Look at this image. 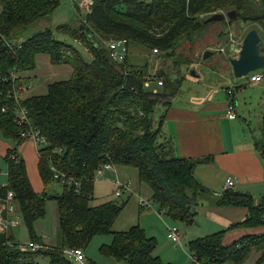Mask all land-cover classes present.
<instances>
[{
    "label": "trees",
    "instance_id": "16d2710c",
    "mask_svg": "<svg viewBox=\"0 0 264 264\" xmlns=\"http://www.w3.org/2000/svg\"><path fill=\"white\" fill-rule=\"evenodd\" d=\"M253 1L93 0L79 25L45 26L25 36L29 26L52 15L59 0H0V136L12 142L5 155L7 181L0 185V208L7 193H12V205L18 204L32 241L42 245L37 250L24 248L15 242L10 229L0 231V264H40L38 255L47 256V264H76L67 252H83L96 235L107 233L112 240L101 245L100 252L117 264H172L154 254L156 239L140 225L113 229L127 202L122 195L94 203L96 169L105 162L136 168L139 180L151 188V200L159 211L182 227L194 222L195 208L206 192L194 172L207 158L178 156L162 131L165 111L179 82L163 71L150 74L147 64H129L128 46L136 42L157 49L160 58L168 57L174 63L178 42L184 37L191 39L207 26L200 20L206 12L233 8L238 19L251 24L248 29L259 31L256 24L264 29V7L258 8ZM73 4L78 12L80 7L75 1ZM56 31L82 43L91 61H85L73 45L57 39ZM117 39L127 40L123 62L114 61L106 47V42ZM39 54L47 55L53 64L70 65L71 74L49 83L44 94L22 97L18 87L27 78L23 74L36 68ZM156 77L161 80L160 92L146 87ZM21 109L26 120L18 123ZM29 128L45 138L37 148V168L44 186L41 193L34 191L18 151L28 140L22 133ZM161 132L166 140L158 141ZM256 149L264 162V117ZM55 174L79 183L62 184ZM53 182L63 187L61 193L49 191ZM232 189L223 191L219 204L244 206L249 214L243 224H263L264 199L254 205L250 194ZM49 199L57 205L54 245L43 243L32 227L44 218ZM223 234L221 230L189 241L193 263L243 264L253 248L264 247V236L242 238L225 246ZM263 261L261 254L257 262Z\"/></svg>",
    "mask_w": 264,
    "mask_h": 264
},
{
    "label": "crops",
    "instance_id": "0c3cea01",
    "mask_svg": "<svg viewBox=\"0 0 264 264\" xmlns=\"http://www.w3.org/2000/svg\"><path fill=\"white\" fill-rule=\"evenodd\" d=\"M253 2L259 5L263 3L262 0H258V2L254 0ZM44 27L42 26L41 28ZM261 29L259 33L262 37L261 44L264 47V29ZM232 37L227 39V42L221 46L226 50L219 49L222 53L213 55L212 52L211 55L214 57L217 56V58L220 56L218 63L222 66L224 74L228 77L231 74L233 75L229 58L238 57L242 43V38ZM164 60L160 58L159 51L153 52L148 47L136 42L129 43L127 58L129 64H147L150 74L153 75L159 71H163L172 77V80L177 81V83L179 82L177 91L170 98V105L165 111V116L162 121V131L173 142L175 153L178 156L182 158H207V161L198 165L194 172L197 181L206 189V192L202 194L195 208V217L197 218L199 215L205 216L207 223L211 224L201 235L204 236L224 230L222 243L225 246H230L242 238L264 236V223L256 226L243 224L249 214L248 208L244 206L219 204L221 194L224 191V181L229 176L235 181L232 190L250 194L253 198L254 205H259L262 199H264V162L256 149V143L262 138L263 134L264 68L250 72L245 77L238 79L240 80L239 85L226 87L223 91L220 90V86H210L202 94L199 93L191 98H185L182 95L180 96V89L186 79L180 78L179 80L175 76L174 71L167 72L164 70L166 65ZM71 71L72 68L70 65L53 64L47 55L39 54L36 56V68L23 74L27 78L19 85V91L22 97L44 94L49 83L67 79ZM250 74H259L262 78L259 81H249L247 77ZM159 78L156 77L151 80L153 84H156V89L162 88L157 83ZM247 86L250 87L246 88ZM228 90L232 92L228 93ZM241 102L244 106H247V111L243 107L241 116H239L238 109L239 103ZM230 104H234L235 118L228 116V107ZM249 108L256 112L255 118L251 114V111H249ZM161 111H163V108ZM255 119L256 121H254ZM8 148L10 147L6 142L0 140V157L3 158L5 163V179L1 182V185H4L7 181L5 155ZM37 148L38 146L32 140L28 139L20 144L18 151L24 159L26 171L34 191L41 193L44 186L37 168ZM116 176L122 182L127 183L130 188L128 191L122 193V196L125 195L123 198H126L127 202L119 217L122 212L128 210L127 215L133 213V217L127 220L126 228L115 227L114 223L115 231L127 230L129 227L136 225L138 223L136 216L138 217L144 209H151L160 219L163 218V214L159 213L158 205L151 200V188L139 180L138 170L134 167L115 166V171L104 170L101 175L95 178L94 197L108 196L109 194L97 195L96 183L110 182L108 184H112L115 189L114 180ZM141 200L147 201L148 204L151 202L152 207H144L140 203ZM13 204L20 214L18 204L15 202ZM167 223L173 222L169 220ZM167 223L164 222L166 230ZM194 224L195 219L192 225ZM180 230L181 239L183 240L187 237L188 243L192 239L200 237H194V235L198 234L188 236L187 229L182 227ZM166 238L170 240L167 235ZM180 246L183 248L182 244ZM259 254H264V247L262 249L253 248L243 264H248V262L252 261L251 264H264V261L257 262V256ZM158 256L162 259L161 254ZM225 264L232 263L227 262Z\"/></svg>",
    "mask_w": 264,
    "mask_h": 264
},
{
    "label": "rangeland",
    "instance_id": "374dc122",
    "mask_svg": "<svg viewBox=\"0 0 264 264\" xmlns=\"http://www.w3.org/2000/svg\"><path fill=\"white\" fill-rule=\"evenodd\" d=\"M75 4L80 6L83 4L86 0H74ZM258 8H263L262 5H257ZM234 10L233 8H230L228 10H219V12L226 14L227 11ZM88 12V9L83 7L80 8L77 12L75 10L74 4L71 3L69 0H59L57 8L54 10L52 15L47 18L43 19L41 22H37L31 26H29L24 33L25 36L32 34L33 32H36L40 30L42 26H49L51 28H56L59 25L62 24H72V25H79V22L81 20L85 19V16ZM214 12H206L204 14L200 15V20L207 19L208 16H210ZM236 12V11H235ZM237 17V18H236ZM236 17L234 19L225 18L221 22H214V23H207V26L202 28V30L199 33H195L191 35V39L184 37L181 41L178 42L176 49V55H175V62L172 63V60L168 57H163L161 59H165L166 65L164 67V70L167 72L174 71L175 76L180 80L186 79L184 81V84L182 85V88L180 89V96L182 95L185 98H191L192 96H195L197 94H202L205 89L209 88L210 86H220V90H225L226 87L229 86H235L240 84L241 78H236L232 74L230 77H228L223 72L222 66L218 63V59L220 56H209L208 58H202V55L204 51L209 50L213 52V55H218L222 52L221 50H226L224 47H221L222 45L227 42V39H230L232 36H236L243 38L244 34L247 32L249 26L251 24L244 23L241 19H238L237 13ZM259 30L261 29V26L256 24ZM55 37L59 40H62L66 43H69L73 45L81 55V57L85 61H91L92 56L87 50V48L80 42L75 41L74 39L70 38L68 35H65L63 33H60L58 31L55 32ZM233 38V37H232ZM226 53V52H225ZM165 64V63H163ZM191 68H194L196 76L194 77L189 75V71ZM242 81V80H241ZM244 81V80H243ZM153 81L148 82V86H146L149 90L156 92V91H162V88L156 89V84L152 83ZM168 86V85H166ZM250 86H247L248 88ZM247 90V89H246ZM243 91V89H242ZM246 94V91H245ZM238 97V96H237ZM244 98V97H243ZM242 98V100H244ZM243 105V106H242ZM245 109L247 111V106L241 102L239 103V113L238 115L241 116L242 109ZM260 108V107H259ZM161 110V108H160ZM249 111H251V114L255 118V111L251 110L249 108ZM256 121V119L254 120ZM166 140L165 135L161 132L159 135V140ZM0 140L3 142H6V144L11 147L12 142L9 140H6L0 136ZM5 179V163L3 161V158L0 157V185L1 182ZM98 179V178H97ZM96 179V180H97ZM110 183V182H108ZM108 183H102L97 182L96 183V193L98 194H109L106 197H98L95 196L94 203L103 201V200H114L119 199L116 198L113 195L114 187L112 184ZM63 190V187L56 182H53L50 187V192L55 193H61ZM123 195L122 197H124ZM126 199V198H125ZM151 203V202H150ZM150 207H152V203L150 204ZM3 211V209H2ZM129 211V210H128ZM128 211L122 212L121 216L117 219L115 222V227L119 226L122 228H126L127 220L131 217H133V213H128ZM163 216V215H162ZM9 218L15 219L18 221V223L10 228V232L12 233L15 242L24 248H27V245L29 242L32 241L29 231L27 227L25 226L21 215L18 213L16 206L13 204V211L9 213ZM137 223L140 225L145 233L149 237H154L156 239V249L154 250V254H161L162 259L165 262H170L172 264H195L193 263L192 256L187 248V237L185 239H181V244L183 248L180 245H175L170 240H167V230L165 227L164 222H168L169 219L166 217V215L163 216L162 219H160L153 210L151 209H144L140 213V215L137 217ZM164 220V221H163ZM172 222V221H171ZM168 224V223H167ZM173 224V223H169ZM181 229L182 225L178 224ZM192 225V224H191ZM189 226H183L182 228L187 229V235L191 236L192 234H198L194 235L196 236H202L207 228L211 224L207 223L206 217L199 215L197 218L195 217V224ZM113 226V229H114ZM35 234L37 237L46 245H54L56 243L57 238V205L54 202V200L49 199L46 202V208H45V216L43 219L37 220L34 225L32 226ZM181 231V230H180ZM8 231V235L10 234ZM192 237V238H194ZM112 240V235L107 234H101L96 235L89 243L86 249L83 250L84 252V261L78 262L73 260L76 264H117V262L110 256H104L100 252V247L103 244H109ZM190 240V239H189ZM260 254L257 256L259 257ZM37 260L40 264H47L49 262V258L45 255H38ZM256 260V259H255ZM253 262V261H252ZM252 262H248V264H251Z\"/></svg>",
    "mask_w": 264,
    "mask_h": 264
},
{
    "label": "built area",
    "instance_id": "2783aa9c",
    "mask_svg": "<svg viewBox=\"0 0 264 264\" xmlns=\"http://www.w3.org/2000/svg\"><path fill=\"white\" fill-rule=\"evenodd\" d=\"M71 3H73L74 0H69ZM258 2V0H256ZM93 0H86L83 4H81L80 8H89L92 4ZM106 47L108 48L110 52L111 58L116 62H123L127 53V40L126 39H117V40H111L106 42ZM153 52H158L157 49H153ZM249 81H259L261 80V75L259 74H250L248 77ZM158 85L161 84V80L157 81ZM231 90H228V93H231ZM16 97V96H15ZM234 108V104H230L228 107V116L230 118H235L236 113ZM26 117V112L24 109H21L20 118L18 119V123L23 122V120ZM26 120V119H25ZM23 137H26L30 140H32L37 146L45 143V138L39 134V132L35 129L29 128L27 132L22 133ZM104 170H114L115 171V165L105 162L101 164L97 169L95 173V178L103 173ZM54 177L62 184H78V181H74L71 178L64 177L63 175L55 174ZM114 194L115 196L119 197L122 195L124 191H128L130 188L127 183L122 182L117 176L114 180ZM235 185V181L232 177H226L224 181V190L226 189H232ZM140 203L144 207H149L150 205L145 200H141ZM3 209V211H2ZM13 211V205H12V193L8 192L7 196L4 200V203L1 205L0 208V231L6 232L11 227L15 226L18 221L12 218H9V213ZM3 212L6 214L4 215ZM159 213H163V211H160ZM4 215V216H3ZM167 236L168 238L175 244L180 245L181 244V232L179 229V226L176 224H168L167 225ZM42 247V245L38 242L31 241L27 245V248L31 250H37L38 248ZM68 256L73 258L75 261L82 262L84 261V254L81 249H73L67 252Z\"/></svg>",
    "mask_w": 264,
    "mask_h": 264
},
{
    "label": "water",
    "instance_id": "95a60500",
    "mask_svg": "<svg viewBox=\"0 0 264 264\" xmlns=\"http://www.w3.org/2000/svg\"><path fill=\"white\" fill-rule=\"evenodd\" d=\"M234 19L236 17L235 10L227 11L226 14L221 12L212 13L204 23L221 22L225 18ZM262 37L259 31L252 27L247 30L242 38L241 47L238 57L229 58V63L236 78L245 77L250 72L264 68V47L262 46ZM212 55L209 50L204 51L202 58H208ZM189 75L196 76L194 68H191Z\"/></svg>",
    "mask_w": 264,
    "mask_h": 264
}]
</instances>
